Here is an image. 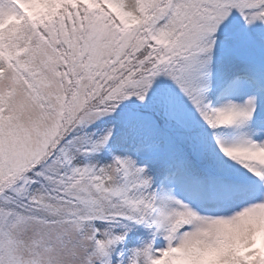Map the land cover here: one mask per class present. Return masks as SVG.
<instances>
[{"label": "snow or ice", "instance_id": "obj_1", "mask_svg": "<svg viewBox=\"0 0 264 264\" xmlns=\"http://www.w3.org/2000/svg\"><path fill=\"white\" fill-rule=\"evenodd\" d=\"M0 264H264V0H0Z\"/></svg>", "mask_w": 264, "mask_h": 264}]
</instances>
